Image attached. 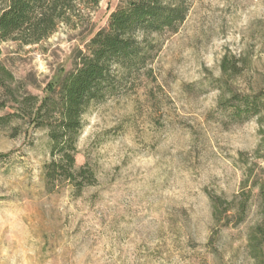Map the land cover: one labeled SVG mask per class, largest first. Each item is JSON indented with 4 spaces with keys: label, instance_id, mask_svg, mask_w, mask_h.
<instances>
[{
    "label": "rangeland",
    "instance_id": "rangeland-1",
    "mask_svg": "<svg viewBox=\"0 0 264 264\" xmlns=\"http://www.w3.org/2000/svg\"><path fill=\"white\" fill-rule=\"evenodd\" d=\"M120 2L76 0L49 38L0 41L17 96L51 94ZM188 4L177 32L149 35L145 67L85 112L76 166L92 184L48 183L47 130L0 126V264H264V107L239 122L220 104L264 94V0ZM214 198L248 210L215 218Z\"/></svg>",
    "mask_w": 264,
    "mask_h": 264
},
{
    "label": "trees",
    "instance_id": "trees-1",
    "mask_svg": "<svg viewBox=\"0 0 264 264\" xmlns=\"http://www.w3.org/2000/svg\"><path fill=\"white\" fill-rule=\"evenodd\" d=\"M74 1L0 0V41L29 45L49 38L59 22L68 19ZM188 11V0H121L110 14L107 26L91 36L85 51L79 50L74 70L41 101L27 91L19 98L15 88L20 82L0 61V88L7 99L0 103V109L8 103L15 107L13 112L0 116V126L28 117L34 127L47 130L51 139V160L44 166L48 183L61 178L75 183L79 189L93 183L94 173L88 166H76L85 112L93 102L116 95L125 77L145 67L151 55L149 35L177 32ZM227 64L226 59L223 63L226 71ZM220 104L230 108L234 120L244 122L261 115L264 94L237 93L231 100L221 97ZM261 187L263 193L264 184ZM212 201L215 218L230 210H238L243 217L248 210L247 199L240 200L237 206H226L222 212L217 200ZM258 228L262 230L263 223Z\"/></svg>",
    "mask_w": 264,
    "mask_h": 264
}]
</instances>
